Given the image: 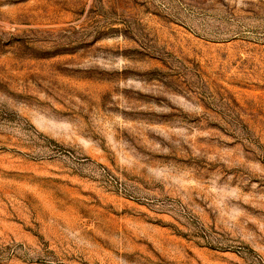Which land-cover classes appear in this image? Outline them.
Segmentation results:
<instances>
[{
	"label": "rangeland",
	"instance_id": "374dc122",
	"mask_svg": "<svg viewBox=\"0 0 264 264\" xmlns=\"http://www.w3.org/2000/svg\"><path fill=\"white\" fill-rule=\"evenodd\" d=\"M0 264H264V0H0Z\"/></svg>",
	"mask_w": 264,
	"mask_h": 264
}]
</instances>
